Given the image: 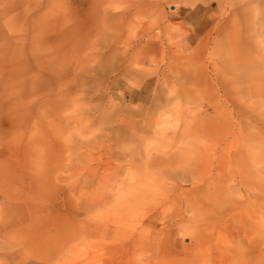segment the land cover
<instances>
[{
    "label": "rangeland",
    "instance_id": "obj_1",
    "mask_svg": "<svg viewBox=\"0 0 264 264\" xmlns=\"http://www.w3.org/2000/svg\"><path fill=\"white\" fill-rule=\"evenodd\" d=\"M211 1L101 0L86 42L81 0H0V264H247L227 254L247 232L185 210L190 182L129 162L189 153L203 177L214 153L264 151V100L247 90L262 70L231 66L237 31ZM256 236L264 249V223Z\"/></svg>",
    "mask_w": 264,
    "mask_h": 264
},
{
    "label": "bare ground",
    "instance_id": "obj_2",
    "mask_svg": "<svg viewBox=\"0 0 264 264\" xmlns=\"http://www.w3.org/2000/svg\"><path fill=\"white\" fill-rule=\"evenodd\" d=\"M214 2H217L220 15L225 17L223 24L229 27L230 33L237 31V36L230 34L236 40L239 49L231 58V66L237 70L244 68L245 65H257L262 70L253 77V82L247 85L250 96L257 98L258 103L264 100V0H212L211 4ZM80 3L85 10L84 37L85 41L89 42L91 36L100 30V19L105 13L101 9V0H81ZM211 30L208 32L211 33ZM194 39H188L187 44H191ZM90 48L89 45L86 47L84 56V66L88 73L97 67L92 68L91 65L97 62L98 57L96 51H89ZM243 48L250 53L243 54L240 51ZM111 65L112 62L110 67ZM181 69L179 67L174 72L180 74ZM127 72L126 69H122L112 83H117L119 77L125 76ZM176 77L172 84L185 83L181 75ZM162 84H171V78L166 73L162 77ZM231 85L234 87L236 82L232 80ZM238 133L246 136L242 123ZM196 158L189 153L159 154L147 151L133 153L129 162L137 173L148 174L149 170H156L152 175L159 176L167 174L169 170L168 173L180 177L184 182H190L191 188L181 189L182 193L187 195V198H183L185 210H191L193 214H208L218 225L236 226L240 232H247L245 246L230 249L227 253L228 257L237 260L246 259L247 264H264V249L256 236L260 224L264 223V151L239 149L234 152L214 153L210 157V172L203 177L197 175L199 164L193 160L189 161ZM213 159H216V164ZM247 186L253 188V192L248 190V194L244 195L243 191ZM192 194L205 195L207 198H191ZM128 199L123 196L118 198L115 208L101 214L103 229H108L109 223ZM103 201L106 206L107 200ZM245 212H249L251 216L249 223L240 220ZM176 214L181 216L179 212ZM152 222V219H149V224ZM183 235L194 241L198 234L189 225ZM183 247L190 249L191 246L182 245ZM171 251H178V248H171Z\"/></svg>",
    "mask_w": 264,
    "mask_h": 264
}]
</instances>
